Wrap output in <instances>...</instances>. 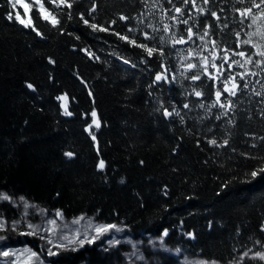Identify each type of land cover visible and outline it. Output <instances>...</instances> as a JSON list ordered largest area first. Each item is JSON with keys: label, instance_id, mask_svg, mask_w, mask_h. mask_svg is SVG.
<instances>
[{"label": "trees", "instance_id": "16d2710c", "mask_svg": "<svg viewBox=\"0 0 264 264\" xmlns=\"http://www.w3.org/2000/svg\"><path fill=\"white\" fill-rule=\"evenodd\" d=\"M69 2L73 3L71 9L43 0L45 8L60 21L55 27L43 19L35 5L29 9V18L41 37L31 27L9 20L8 16H13L9 1L0 0V192L14 194L16 201L23 195L47 214L60 210L63 220L84 216L93 224H114L121 233L116 235L118 243L108 248L97 241L78 251L63 249L44 264H189L213 260L217 264H264L248 257L240 261L249 248V257L264 251L255 243L264 242V176L242 182L259 161L241 155H264V140L260 139L264 137V70L254 63L261 57L254 55L253 63L245 65L257 75L247 77L249 87L231 98L234 106L221 120L215 116L223 109L208 110L220 82L206 77L192 81L187 77L195 69L186 68L187 63L198 64L200 58L188 56L187 50H199L204 43L199 34L208 24L213 27L205 37L208 44L203 55L215 52L222 57L231 50L227 55L243 63L244 58L233 57L232 52L257 51L241 41L258 28L264 32L260 9L253 7L245 18L236 9L251 6L249 0L244 4L196 0V7L173 0L185 12L180 18H188V26L198 35L194 42L175 47L169 41L163 45V57L158 52L148 57L143 49L113 33L138 37V42L159 48L158 39L144 40L142 32L157 38L164 35L166 41L171 32L186 38L187 26L168 18L179 17L178 13L163 12L153 0ZM158 2L164 10L172 8L167 0ZM211 11L217 12L219 21ZM80 13L90 24L109 31L93 30L83 23ZM122 15L131 19L122 21ZM252 15L258 19L248 27ZM163 23L170 25L169 33L163 32ZM149 24L160 31L154 32ZM130 27L135 31L128 32ZM251 39L264 50V40L258 35ZM212 40L217 41V47ZM50 58L54 63H49ZM211 62L209 56V71L216 73ZM215 62L221 63L220 59ZM165 68L169 70L165 72ZM224 69V75L245 71L236 65L228 70L227 63ZM157 73L167 75L168 81L155 82ZM29 83L35 91L27 87ZM193 89L204 95L196 97ZM64 95L73 113L70 117L63 115L65 101L57 99ZM185 103L188 109L183 108ZM200 103L206 108L201 109ZM173 108L181 113L183 123L176 115L164 116V109L171 112ZM93 109L101 125L92 129L96 141L85 131ZM210 139L218 144L228 139L229 144L212 146L207 143ZM68 151L74 153L72 158L64 155ZM101 158L106 165L102 171L97 167ZM228 181L231 183L223 187ZM0 213L11 221L20 218L22 210L11 201L0 200Z\"/></svg>", "mask_w": 264, "mask_h": 264}, {"label": "snow or ice", "instance_id": "6c2138e0", "mask_svg": "<svg viewBox=\"0 0 264 264\" xmlns=\"http://www.w3.org/2000/svg\"><path fill=\"white\" fill-rule=\"evenodd\" d=\"M141 2L147 3V0H141ZM153 2H154V6L161 8L163 10V12H165V13L166 12H174V13L179 14V17L176 15H172V16H169L168 18L173 20V21H176L177 23H181V24L187 26L184 30L187 34L186 38L184 35L177 36L175 32H171V35L168 37V40L166 41L164 35H160L157 38L156 36H150L147 32H142L144 40L156 41L158 39V42L161 45V47L157 48V46L155 44H153V46L150 47L149 44H147V43H144L142 41L138 42V39H139L138 37H129L128 35H121L119 32H115L113 34L116 35L120 40L126 41L130 45H133L135 47L143 49L144 52H146L148 57H152L154 52H158L159 56L163 57L165 55L163 45L169 41L171 42L173 47H175V45H177V44H185V43H188L190 41L194 42L193 38H194V36H197L198 34L193 31L192 26H188L189 25V19L188 18H185V19L180 18V17L185 16V12L181 7H177L176 4L173 2V0H167V3L171 4L172 8L164 10L163 5L160 4L158 2V0H153ZM209 2H210V0H203L204 4H208ZM33 3L39 5V11L45 20H49L50 23H52V25L54 27L57 26L58 24H60V21L58 19H56L55 16H52L51 13L49 12V10L47 8H45L43 0H33ZM50 3H57V0H50ZM180 3L185 5V6H187L189 3H191L193 5V7H196V0H180ZM237 3L244 4L245 0H237ZM249 3L251 5L249 7H245L243 9H239V8L236 9V11L239 12L241 17H245V18L249 17L252 14V8L253 7L260 9L261 15L264 16V8H261V4H264V0H260V3H252L251 0H249ZM59 4H63L69 9H71L73 7V3L69 2V0H59ZM17 5H20L26 11L33 6V4L25 3V0H11V6L13 9H15ZM197 10L201 13L204 12L203 8H199ZM92 11H95L94 7L92 8ZM220 11H223V9H220ZM88 15H91V12H89ZM210 15L212 17H215V19L217 21L220 20V16L217 15V12L211 11ZM69 17H71L70 13H69ZM188 17L191 18V12L190 11L188 13ZM39 18L40 17L37 16V19H39ZM8 19L12 20L13 16L9 15ZM80 19L83 21V23L85 25H88L93 30L99 29V31H102V32H108L109 31L108 27L100 26V25H97L96 23L90 24L89 20L85 18L84 13H80ZM119 19L122 21H129L131 18L122 15V16H120ZM251 19H252V23L249 24L248 27H251L252 24H256L258 17L255 15H252ZM15 20L18 21L25 28L31 27L32 30L35 31L38 36L43 37V34L33 26V22H32L31 18H29L28 20L22 19L20 13L16 12L15 13ZM163 20H164V15L162 14L161 15V22H163ZM112 23L115 24L116 21L113 20ZM241 23H243V21H241ZM147 26L153 27L154 32L160 31V29L155 28L151 24H149ZM212 27H213L212 24H208L206 26L205 30L203 31V33L199 34V40L204 41V43L201 46H199V50L194 49V48H189L187 50L188 56H195V57H199L200 59H199L198 64L187 63L186 68H187V70L195 69L193 74L190 77H187V78L191 79L192 81H199V80H201L202 77H206L208 80H211L213 82H215V81L220 82L219 86H215L216 87V90L214 92L215 100L211 103L210 106H208V110H211V108H216V107L223 109L224 111H221L220 113H218L215 116L216 120H221V119L228 116V111L234 106L231 98L236 97L238 92L241 91V88L247 89L249 87L247 77L249 75H251V76L257 75L256 72H249V70H247L245 68V65L253 63V56L254 55H258L259 57H261V59H258L254 62L256 67L262 68V70H264V50H260L261 46L256 44V43H253V41L251 39V37L253 35H258L261 40H264V32L260 31V29L258 28L257 32L247 34L249 36L248 39L241 41V43L244 45H251V47L256 48L257 51L255 53L248 54L245 51H233L232 52L233 57L239 56L241 58H244L243 63H242L240 60L231 59L227 55V51H231V50H226V54L222 57H218L215 52H209L208 56L203 55V52L207 49V44H208V41H205V37L209 36L208 29H211ZM224 27H227V24H225ZM134 31H135L134 28H131V27L128 28V32H134ZM163 32L164 33L170 32V25L169 24L163 23ZM235 35L237 37H239L240 33L237 32ZM211 44L213 45V47L218 46L217 41H215V40H212ZM239 47H240V44H237V48H239ZM84 51H87V50H84ZM88 55L91 57L92 53L88 52ZM188 56H182V59L187 60ZM209 56L212 57V62L210 63V67L212 69H215L216 73H212L209 71ZM95 59L99 60L100 58L97 56V57H95ZM216 59H220L221 63L219 65H217V63L215 62ZM229 59H231V63H229ZM124 62L128 63V60H124ZM142 62L147 63L148 61L143 60ZM49 63H54V61L51 60V58H50ZM225 63L228 64V70L232 69L233 65H236L239 68L245 69V71L244 72H236V73L229 72L228 75H224V72L227 71L224 69ZM135 66L136 65H133V67H135ZM161 67H164V65L161 64ZM168 70H169L168 68H165V72H167ZM181 75H183V73H181ZM237 77H239V80L237 79ZM173 79H174V77H173ZM161 80L168 81V76L163 74V73H157L155 76V82H159ZM241 81H243L242 85L240 83ZM27 87L30 89H33L35 91L32 84L29 83L27 85ZM193 93L196 97H202L204 95V93L202 91H197L195 89H193ZM225 94H227V95H225ZM89 95L91 96L92 93L89 92ZM256 95L259 96V95H262V93L257 92ZM57 99L61 100V101H65V103L61 105V107H63V109H64L63 115L69 116V117L72 116L73 113L68 110V106L66 103L67 96L66 95L60 96V97H57ZM189 107L190 106L188 103L183 104V108L188 109ZM199 107L201 109H204V108H206V105L204 103H200ZM163 114L166 118H169L172 115H176V116L180 117L181 123L184 122L183 116H181V113L179 111H177L175 108H173V110L171 112H169L168 109H164ZM261 115L264 116V111L261 112ZM90 116L92 118L91 123L88 124L85 131H87L89 133V135L91 136L93 141H96V135L94 134L92 129H93V126H95L96 129H99L101 125H100L99 120L97 119V112L94 109L90 111ZM228 122L231 123V120H228ZM209 131H211V129H209ZM260 139L264 140V137H260ZM207 143L209 145H212V146L224 147V146L229 144V140L224 139L222 144H218L216 139H210L207 141ZM252 147L255 148V147H257V145L253 144ZM232 150L235 151V149H232ZM97 151L99 153V149H97ZM64 155L68 158H72L74 156V153L72 151H68V152H65ZM241 155L245 156L247 159H253V160L259 161L258 165H254L249 172L245 173L246 179L242 182H250L249 178L255 179L258 176H264V155L255 156V155H251L249 153H241ZM141 163H143V162H141ZM97 167L101 171L105 169V167H106L105 161L102 158L99 159ZM230 183H231V181L226 182L223 185V187H227ZM13 195L14 194H8L5 192H0V200L11 201V203H13V204L20 203L23 206V208L26 210L24 215L21 217V221H23L27 218V216H28L27 209H29V208L36 210V212L41 216V219H42V224L34 225L31 222H29L27 224V227L29 229H32V231H29L26 233L22 232V233H20L21 235H27V236L36 235L37 230L41 229L43 225L54 226L52 228L44 227V231L54 232L55 235L57 236L58 242L54 243L53 240H51V239L46 240L47 244H50L53 246L52 248L47 249L48 256H50V257H55V256L59 255V252L53 251V248H56V249H62L63 248L66 250L78 251L79 248L83 247L86 243L88 245H92L98 239H100L101 236H103L106 233H109L110 230H112V229H116V225H114V224H110V223L109 224H96L94 226L95 235H89L87 230L89 228H93L92 220L89 219L88 223L84 226L85 227L84 233L81 234V231L79 229H69L67 224L57 225L56 219L45 220V217L47 216V212L45 209L39 208L36 204H30L29 201L23 195H21L19 197V202H17L16 200L12 199ZM165 195H167V189L166 188H165ZM55 216L62 218L63 213L60 210H57L55 213ZM84 219H85V217L81 216L77 220H74L73 223L78 224L81 220H84ZM19 223H20V221L9 225V224H7L6 221L0 220V231L7 230L9 227L12 228L13 230H15V228L17 227V225ZM57 227L60 228L59 232H56ZM262 231H264V229H262ZM164 235L165 236L168 235L167 230L164 231ZM187 235H189L191 237L193 234L188 233ZM40 238L46 239V237H44V236H41ZM4 239H5L4 236H0V241H2ZM110 243H118V241H110ZM255 243L257 245H261V247H264V242H262L260 240L255 241ZM25 251H30L31 256H37V253L34 251H31L30 249H25ZM251 251H252V249H250V248L248 250L244 251L242 256L240 257V261L242 262V260L245 257H248L252 260L258 259L260 261H264V251H255L254 254L251 257H249V252H251ZM9 254L10 253L7 251H0V255H2V256L7 257V256H9ZM41 264H43V262H41ZM201 264H209V262L204 261V262H201ZM210 264H217V261L213 260L210 262Z\"/></svg>", "mask_w": 264, "mask_h": 264}, {"label": "rangeland", "instance_id": "374dc122", "mask_svg": "<svg viewBox=\"0 0 264 264\" xmlns=\"http://www.w3.org/2000/svg\"><path fill=\"white\" fill-rule=\"evenodd\" d=\"M8 1L11 6V0H8ZM25 3H30V4L35 5L39 11V5L33 3V0H25ZM52 4L57 5V6L62 5V4H59V0H57V3H52ZM11 9H12L14 20H15L16 12L20 13L22 19H25V20L29 19V9L26 11L20 5H17L15 9H13L11 6ZM47 21L50 22L49 20ZM16 205H18L21 208L22 213H19V215L22 217L26 210L23 208V206L20 203H17ZM27 212H28V216L23 221H21V217L11 220V221H7L6 218L0 213V220L6 221L7 224L9 225L20 221V223L15 228V230L9 227L7 230L0 231V236L5 237L4 240L0 241V251H7L10 253L9 256L7 257L0 255V264H41V262H43L44 264L45 259L50 258V256H48L47 249L52 248L53 246L50 244H47L46 240L51 239L53 240L54 243L58 241H57V236L55 235V233L51 231H44V227L52 228L54 226L43 225L41 229L37 230L36 235H32V236L21 235L20 233L22 232L26 233V232L32 231V229H29L27 227V224L29 222H31L34 225L42 224L41 216L36 212V210L29 208L27 209ZM78 218H74L71 220H63L60 217H56L55 214H47V216L45 217V220L56 219L57 225L67 224L69 229H79L81 231V234H83L85 231L84 226L88 223L89 219L85 218L84 220H81L78 224H74L73 221L77 220ZM95 225L96 224H93V228H89L87 230L89 235H95V232H94ZM59 231H60V228L57 227L56 232H59ZM120 233L121 231L117 229H116V232H114V234L110 230L109 233L104 234L97 241H103V246L105 248H108L112 246L113 244H115V243H110V241H118V238L116 237V235ZM41 236L46 237V239H41L40 238ZM85 245H88V244L86 243ZM25 249H30L31 251L36 252L37 256H31V252L25 251ZM61 250H63V248L62 249L53 248V251L59 252ZM189 264H201V261H196V262H192Z\"/></svg>", "mask_w": 264, "mask_h": 264}]
</instances>
